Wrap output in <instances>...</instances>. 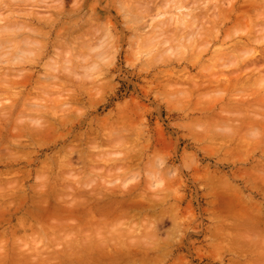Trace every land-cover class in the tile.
Wrapping results in <instances>:
<instances>
[{"label":"clouds","instance_id":"clouds-1","mask_svg":"<svg viewBox=\"0 0 264 264\" xmlns=\"http://www.w3.org/2000/svg\"><path fill=\"white\" fill-rule=\"evenodd\" d=\"M0 264H264V0H0Z\"/></svg>","mask_w":264,"mask_h":264}]
</instances>
